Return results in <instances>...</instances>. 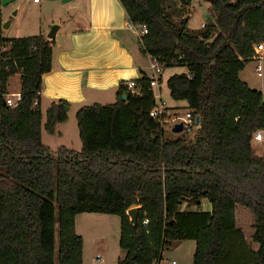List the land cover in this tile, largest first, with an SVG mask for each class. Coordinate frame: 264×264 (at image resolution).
I'll return each instance as SVG.
<instances>
[{
	"label": "trees",
	"instance_id": "trees-1",
	"mask_svg": "<svg viewBox=\"0 0 264 264\" xmlns=\"http://www.w3.org/2000/svg\"><path fill=\"white\" fill-rule=\"evenodd\" d=\"M191 1L119 0L132 24L146 25L141 52L162 68L186 67L166 86L199 116V127L166 138L149 114L155 97L143 73L136 92L121 84L113 103L76 111L79 151H53L41 140L42 129L54 135L67 121L66 101L44 114L33 107L51 70L52 41L5 38L0 19V45L12 58L0 67V83L5 89L18 73L22 94L17 107L0 101V264H82L75 231L82 213L119 217L117 264H153L185 240L195 242L193 264H234L235 257L264 264V155L251 143L264 130V97L239 77L254 45L264 43V0H212L213 19L199 34L187 28ZM202 200L209 210L200 209ZM237 205L253 217L256 250L236 225ZM131 207H138L134 221Z\"/></svg>",
	"mask_w": 264,
	"mask_h": 264
},
{
	"label": "crops",
	"instance_id": "crops-1",
	"mask_svg": "<svg viewBox=\"0 0 264 264\" xmlns=\"http://www.w3.org/2000/svg\"><path fill=\"white\" fill-rule=\"evenodd\" d=\"M7 7L11 8L12 15H18L22 8L34 10L38 15H41L42 18L36 19L38 25L36 34H42L46 39L52 41L51 70L42 76L39 106L44 114L52 103L66 101L68 104L67 121L57 124V132L54 135H49L42 129L41 140L45 144L44 139L52 137V142L54 140L59 145L58 148L63 146L79 151L81 143L79 142L78 129L77 131L71 130L70 133L67 127V123L70 122V113L75 114L80 107L93 103L108 104L107 102L112 97L116 99V90L119 85H125L130 80L136 81L143 73L150 78L151 74L146 71H149L152 57L141 52L139 48L140 36L133 29V24L128 20L119 0H39L38 2L1 0L2 26L9 22V27L11 21L4 22V10ZM190 17L189 15L188 18L190 19ZM53 25H56L57 29L54 31V37L49 39L47 35ZM7 28L2 27V29ZM244 70L239 74L240 79L246 82L249 87L259 90L264 97V85H261L260 88L254 87L251 84V78L248 76H246L248 79L245 78ZM159 80L155 86L158 88L157 92L160 91ZM153 87H151L152 91ZM136 91L135 87L132 92ZM159 93L156 94L161 100ZM156 94H154L155 98ZM168 109L170 111V108ZM42 122L44 124V117ZM44 134L47 136L45 135V137ZM55 137L56 139H54ZM78 144H80L79 148H77ZM48 147L52 149L50 146ZM181 208L187 209L186 203H183ZM189 208L188 210L196 209L194 206ZM209 208L208 202L202 200L200 209L209 210ZM95 214L100 213H82L75 218V231L83 239L82 264H107V258L111 260L112 264H117L118 259L124 254L119 249L120 222L119 233L115 232L118 245L109 247L107 238L108 232L111 233L110 229L104 228V231H100L103 232L102 234L97 233V223L102 221L103 217H96ZM80 219L83 220L79 223ZM252 223L253 218L250 227ZM237 227L240 228L238 225ZM79 228L82 233L78 231ZM252 232L251 229L249 234H243L244 240L248 244L247 237ZM85 235L89 236V244L85 243ZM188 241L193 240L176 242L174 250H179L182 247L186 251L191 249L190 257L188 253L183 254V250L178 253L179 258L172 255L177 251H173L171 254H166V251H163L162 256L166 259H175L177 264H193L195 245L193 247L192 243H187ZM253 244L251 248L256 250L257 244L254 242ZM249 246L251 245L249 244ZM97 252H102L104 258ZM108 254L109 256H107Z\"/></svg>",
	"mask_w": 264,
	"mask_h": 264
},
{
	"label": "rangeland",
	"instance_id": "rangeland-1",
	"mask_svg": "<svg viewBox=\"0 0 264 264\" xmlns=\"http://www.w3.org/2000/svg\"><path fill=\"white\" fill-rule=\"evenodd\" d=\"M165 2V6L167 5H172L173 3H177L178 0H164ZM209 2L207 3V1L205 0H192L190 6H188L186 9L188 11V17L189 15L191 16L189 19V23H188V30L190 32H195L196 34H199L202 32L203 27H201V24H207L208 21H211L213 19V13L211 11V8L209 6ZM11 8L7 7L4 10V22L5 21H11V25L7 28V29H3V37L5 38H14V37H22V36H28L31 34H36L37 32V20L42 18L41 15H38L36 12H34V10H26V9H21L18 13V15H12L11 14ZM170 11H172V9H170ZM175 21H178L179 18H174ZM47 28V25H46ZM51 29V28H50ZM261 71H262V77H257L256 75V67L258 65V62L254 59H251L250 61H248L245 65V70H244V76L245 78H247L246 76L251 78V84L254 87L260 88L261 85H264V59L261 60ZM187 69L184 66H173V67H166V68H161V71L159 72V74L157 75V78H159V86H160V93L157 92V87H153V91L154 94H160L161 97V101H164L165 105L170 108V112L172 114V116L174 115H183L186 111L185 107H186V102L185 101H177L171 98V96L169 95V91L168 88L166 86V79L175 73H186ZM146 73H150L151 76L153 74L151 68H149V71H146ZM248 79V78H247ZM20 86V78L18 75H13L9 78V89L10 90H18ZM254 89V88H253ZM156 94V95H157ZM158 97V96H157ZM156 97V98H157ZM110 101H108L107 103H113L115 101V98L112 97L111 99H109ZM158 101V98L156 99ZM173 123H167L164 125V130H165V137L166 138H176L179 137L182 133H173L172 127H173ZM67 127L71 133V130H75L77 131V125H76V119H75V114L70 113V122L67 123ZM194 132L188 133L187 137L188 138H192ZM46 134H44L45 136ZM47 136V135H46ZM45 136V137H46ZM52 137H46L44 139V143L48 146H50L52 148L53 151H56L58 146L57 143L52 142ZM56 139V137L54 138ZM80 142V140H79ZM252 145H253V149L255 150L254 153L256 155H264V140L263 142H256L254 139H252ZM80 144H78L77 148H79ZM191 207V206H190ZM138 209V207H131L129 209L132 210L131 214L134 213V209ZM189 207H187L188 209ZM190 209V208H189ZM250 216H249V215ZM97 215L96 217H103L102 221H99L97 224V233L102 234L103 232L100 231H104V228H106V230L110 229V232H108V238L107 240L109 241V247L113 246V245H118L117 243V233L115 235V232L119 233V222L120 219L118 216L116 215H110V214H95ZM132 216V215H131ZM235 217H236V222L237 225L242 229V233L244 234H249V232H251V227L250 224L252 222V215L248 212L247 209H244V207L237 205L236 207V213H235ZM251 217V218H250ZM83 219L79 220V223L82 222ZM96 229V228H94ZM78 231L80 233H82V231L80 230V228L78 229ZM251 235H249L247 241L249 242V244L251 245V247L254 245L253 241L250 237ZM85 243L88 242L89 244V236L85 235ZM188 244L195 245L194 241L191 242H187ZM175 246H171L168 249H165L164 251H166V254H171L173 253V251H177L176 253L172 254L175 255L174 257L179 258L178 253L183 250V254L188 253L189 257H190V250L188 249V251H186V249H184L183 247L180 248L179 250H174ZM120 249V247H119ZM97 254L99 256H104L102 252H97ZM109 256V254L107 255ZM104 258V257H102ZM232 261L234 264H240L242 262V260L238 257L232 258ZM107 264H112L111 260L109 258H107ZM238 262V263H237Z\"/></svg>",
	"mask_w": 264,
	"mask_h": 264
},
{
	"label": "built area",
	"instance_id": "built-area-1",
	"mask_svg": "<svg viewBox=\"0 0 264 264\" xmlns=\"http://www.w3.org/2000/svg\"><path fill=\"white\" fill-rule=\"evenodd\" d=\"M34 2H38L39 0H33ZM0 7H1V0H0ZM1 15V13H0ZM204 23L201 24V27H204ZM133 29L137 32L139 36L145 35L147 33V28L145 24H133ZM12 59L10 57V46L9 45H0V67L3 63L7 62L8 60ZM253 59L258 62V65L256 67V75L257 77L262 76V67H261V60L264 59V43L256 44L254 45V55ZM150 68L153 72L152 76L150 77V86H156L157 85V75L161 71L162 66L157 62L155 58H152V61L150 63ZM7 69V67H6ZM15 75H19L18 73ZM5 86V85H4ZM125 86L128 90L133 91V89L136 87L135 81H127L125 83ZM158 96V95H157ZM39 92H37V97L33 101V107H36L39 105L38 98ZM155 97V95H154ZM158 98V101L156 100ZM155 98V104L151 108L149 114L152 118L156 119L160 127L164 129V125L167 123H183V131H189L192 127L198 128L199 124L196 125L193 119V116L191 115L190 111H186L183 115H173L168 110L167 106L163 101L160 100L159 96ZM0 101L2 104L8 106V107H17L20 102L22 101V94L20 89L18 90H10L8 80L6 81V88L3 89L1 83H0ZM252 139H254L256 142L260 143L264 140V130H258L253 134ZM153 264H177L175 259H166L163 256L157 260L154 261Z\"/></svg>",
	"mask_w": 264,
	"mask_h": 264
},
{
	"label": "water",
	"instance_id": "water-1",
	"mask_svg": "<svg viewBox=\"0 0 264 264\" xmlns=\"http://www.w3.org/2000/svg\"><path fill=\"white\" fill-rule=\"evenodd\" d=\"M205 1H207V2L210 3L212 0H205ZM8 24H9V22H6V23L3 24L2 27L3 28H7L8 27ZM56 29H57V26L56 25H53L51 27V30H50L49 34L47 35V38L52 39L54 37V31ZM122 98L125 100L126 99V95L123 94L122 95ZM65 109H67V108H65ZM199 120H200L199 116H196L195 117V120H194V122H195L196 125L199 124ZM171 131L173 133H181L183 131V123L182 122H179V123L174 124ZM133 211H134L133 214H131L132 210H130L129 213H130V215H132L131 217H132V220L134 221L135 220V217H136L137 208L134 209Z\"/></svg>",
	"mask_w": 264,
	"mask_h": 264
}]
</instances>
